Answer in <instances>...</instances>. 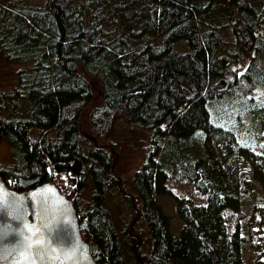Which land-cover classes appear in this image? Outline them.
<instances>
[{
    "label": "trees",
    "instance_id": "obj_1",
    "mask_svg": "<svg viewBox=\"0 0 264 264\" xmlns=\"http://www.w3.org/2000/svg\"><path fill=\"white\" fill-rule=\"evenodd\" d=\"M0 56L21 65L9 87L0 85V142L15 157L0 175L22 192L55 183L75 202L99 264H129L108 207L114 190L133 214L139 264H247L242 158L264 141V101L256 96L264 87V0H0ZM244 57L247 68L233 70ZM93 81L105 89L103 105L91 110L97 139L123 123L149 133L134 193L116 173L114 145L84 135ZM233 103L252 110L238 130L223 124L225 115L240 119L225 109ZM171 179L194 185L207 204L179 196ZM89 181L95 192L83 209ZM158 195L175 200L185 223L179 235Z\"/></svg>",
    "mask_w": 264,
    "mask_h": 264
},
{
    "label": "rangeland",
    "instance_id": "obj_2",
    "mask_svg": "<svg viewBox=\"0 0 264 264\" xmlns=\"http://www.w3.org/2000/svg\"><path fill=\"white\" fill-rule=\"evenodd\" d=\"M2 2H9L12 0H1ZM45 1V0H37ZM236 47L226 45L224 50H235ZM244 55H247L243 52ZM248 59L244 60L233 66V70H245L247 68ZM264 66V59H263ZM21 65L10 66L0 56V85L9 87L15 81L16 68ZM93 88L95 92V100L90 108L85 111L82 119L83 132L87 139L96 140L98 144L114 145L118 155L117 174L122 180H125V187L128 191L134 193L131 181L137 170L141 169L146 159V147L150 142L149 133L137 127L129 126L125 123L121 124L115 135L109 139L99 140L95 137L94 127L91 120V110L96 106H102L104 103L105 89L96 81H93ZM258 99L264 101V87L256 93ZM231 112L238 111L240 119L235 120L231 115H225L223 124L233 126L238 130L241 127V120H245L251 109H246L245 105L240 103H233L230 106L225 105V109ZM217 151L220 153L222 159H225L226 153H222L220 146H217ZM15 162L14 152L9 142H0V168L11 165ZM243 177H242V205L245 218L243 220V232L246 235V242L243 245L244 257L247 264H256L261 253L264 252V141L260 143L256 152L250 157H243ZM260 173L263 180H260L256 172ZM89 186L83 191L80 200V207L85 208L88 206V201L92 199L95 187L92 181L88 182ZM175 193L181 197L191 198L198 204H207V197L201 193L194 185L177 180L171 179L169 181ZM159 203L162 205L164 211L173 218L172 229L176 235L180 234L184 226V221L178 216L175 200L169 196H159ZM108 207L112 211L114 220L121 231L129 252V264H139L133 255H135L132 246L133 240H138L137 237H132L133 234V216L130 207L127 205L123 195L119 190H114L111 198L108 201ZM237 217L232 215L231 221L235 223ZM138 232L144 238L145 244L141 247V253L148 255L152 250V241L149 233L148 226L144 221L138 224ZM137 232V233H138ZM262 243L261 251H257L254 243Z\"/></svg>",
    "mask_w": 264,
    "mask_h": 264
},
{
    "label": "water",
    "instance_id": "obj_3",
    "mask_svg": "<svg viewBox=\"0 0 264 264\" xmlns=\"http://www.w3.org/2000/svg\"><path fill=\"white\" fill-rule=\"evenodd\" d=\"M0 264H99L75 202L55 183L29 191L0 175Z\"/></svg>",
    "mask_w": 264,
    "mask_h": 264
}]
</instances>
